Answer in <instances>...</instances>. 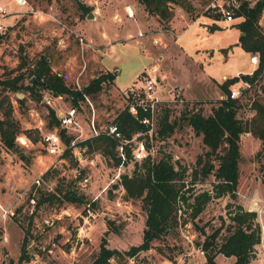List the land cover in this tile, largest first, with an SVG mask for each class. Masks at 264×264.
Here are the masks:
<instances>
[{"label": "rangeland", "instance_id": "374dc122", "mask_svg": "<svg viewBox=\"0 0 264 264\" xmlns=\"http://www.w3.org/2000/svg\"><path fill=\"white\" fill-rule=\"evenodd\" d=\"M26 1L27 13L15 28L7 29L1 22L4 30L0 33L3 34L0 35V79L16 75L11 72L23 59V71H26L23 83L30 86L28 69L39 55L48 56L53 71L72 88H76V82L85 87L101 74L115 73L116 80L100 92L88 94L95 123L101 129L137 93L131 87H142L144 72L157 67L156 95L169 98L174 89L181 88L184 102L164 105L158 115L157 130L166 112L169 122L176 123L171 136L163 138L157 133L152 138L138 139L155 148L156 161L168 155L176 166L187 169L186 188L192 190L187 195L210 191L213 177L205 182L193 179L196 159L205 147L201 136L195 134L184 116L197 112L211 115L225 97L219 84L248 75L257 68L250 62L254 56L235 46L240 33L233 26L241 19L233 17L229 23L221 20V9L230 11L232 6H238V1L185 0L193 8L192 16L171 5L168 11L173 17L168 22L147 13L137 0ZM79 5L89 7L93 18L83 15ZM0 6L16 8L13 0H0ZM213 25H218L220 30L211 33L209 27ZM260 27L264 32V21ZM79 38L84 42L90 38L92 49L84 47L81 51ZM225 49L224 54L221 50ZM263 82L264 78L253 91L241 97L237 117L242 121L254 114L251 105L254 100L260 101ZM5 95L13 107L12 119L18 123L19 133L15 149H7L0 142V264H18L25 234L29 260L23 264H91L103 239L109 250L127 252L139 247L143 243L146 214L140 200L127 198L119 182L121 175L133 173L135 163L127 159L123 167H115L112 160L81 146L91 134L89 107L82 105L79 117L82 137L77 138L71 158L64 159L63 153L48 154L42 135L54 131L60 137L62 132L67 138L79 135L50 126L49 110H66L70 105L67 98L58 100L47 91L39 92V101L27 91ZM22 99L24 104H18L17 100ZM0 118H3L1 111ZM17 138L25 139L27 144L22 145ZM260 148L261 142L250 134L240 136L235 200L228 196L212 199L195 219L183 204L178 212V226L153 241L150 249L125 258L123 264H205L197 245L203 243L204 233L210 235L222 225L221 218L228 223V203L257 214L261 242L255 248V259L249 264H264L261 179L264 157H256ZM67 192L74 193L78 201L64 200ZM42 199L47 201L37 205ZM108 228L111 229L106 235ZM215 261L216 264L235 263L234 258L222 255Z\"/></svg>", "mask_w": 264, "mask_h": 264}, {"label": "trees", "instance_id": "16d2710c", "mask_svg": "<svg viewBox=\"0 0 264 264\" xmlns=\"http://www.w3.org/2000/svg\"><path fill=\"white\" fill-rule=\"evenodd\" d=\"M145 11L150 15H157L160 20L170 21L172 12L168 11L171 5L182 8L187 14L192 16L193 8L185 0H137ZM238 6L230 8L234 18L241 21L233 26L239 31L238 44L245 53L257 58V68L252 75L239 76L247 81L253 91L264 78V32L259 21L264 11V0H237ZM83 15L91 13V9L85 5H79ZM195 19L191 20L194 21ZM213 33L220 30L218 26H210ZM226 53L227 49L221 50ZM25 61L22 59L8 78L0 79V111L3 118H0V142L7 149H15V139L19 133V125L12 119L13 107L6 92L23 93L27 91L31 96L40 100V91H47L52 96H63L67 98L70 105L78 106V101L82 99V94H95L100 92L109 83L116 79L115 73L101 74L93 79L88 85L82 87V92L75 91L69 87L64 78L54 72L48 56L39 55L31 67L28 69V79L30 86H25V72L23 69ZM23 71V72H22ZM237 77L227 79L219 88L225 97L213 108L211 115L203 116L202 113H190L184 119L197 136H201L205 151L198 156L195 162L192 176L194 180L205 182L213 177L211 190L199 194L187 195L192 192L186 188L187 169L176 166L168 155L162 156L158 161L147 159L141 163H135V170L131 175L123 174L119 182L127 198L140 200L142 210L146 214L145 229L143 233V243L127 252H120L115 249L106 248V241L100 244V251L91 264H123L125 258H132L139 251L150 249L153 241L159 240L171 228L178 226V212L183 204L191 210V217L197 218L212 199H221L228 196L235 200L239 180V162L241 159L239 150L240 136L250 134L261 142L260 151L256 157H264V82L260 85L262 97L260 101H253L251 108L254 114L247 121H242L237 117L240 109V99H231L230 87L237 81ZM244 93V94H245ZM23 105V99L17 100ZM128 102L113 120L112 124L126 139H131L134 134L145 132V128L129 112ZM189 113V112H188ZM50 126H58L55 113L49 110ZM175 122H169L168 112L160 120L158 135L165 138L171 136L174 131ZM66 149L63 151L64 159L71 158L72 149L67 146L72 137H66L61 133ZM116 141L112 138L99 134L81 143L91 152L99 153L113 161L115 167H119L121 161L116 156ZM127 159H130V150L126 148ZM48 172L45 174L47 175ZM261 179L264 185V165L261 167ZM63 199L70 203L77 202L74 193L67 192ZM189 200L191 202L189 203ZM47 199H42L37 205L45 203ZM82 203V200L80 199ZM228 223L223 218L222 225L210 235L204 233V241L198 244L205 258V264H216V257L222 255L226 258H234V264H249L255 259V248L261 242V227L257 221V214L246 211L241 205L228 203L226 205ZM110 225V224H108ZM111 229V228H110ZM105 233L108 234L109 230ZM114 232H117L113 228ZM222 231L226 234L222 235ZM27 237L23 238L18 264H23L29 260L26 254Z\"/></svg>", "mask_w": 264, "mask_h": 264}, {"label": "built area", "instance_id": "2783aa9c", "mask_svg": "<svg viewBox=\"0 0 264 264\" xmlns=\"http://www.w3.org/2000/svg\"><path fill=\"white\" fill-rule=\"evenodd\" d=\"M16 5L20 7L27 6L26 0H15ZM8 15V11L5 8L0 6V33L3 32L4 27L1 25L2 19ZM130 17L132 15H129ZM221 20H224L226 23H229L233 20V15L231 10L224 11L221 9ZM81 51H84L85 48H91V43L84 42L82 38H79ZM252 65H257V58L252 57L250 59ZM157 67H153L151 70L145 71L144 76H142V87L133 86L131 90H138L137 93L132 96V99L129 101V114L134 117L144 128L145 132L137 133L132 139H126L121 132L118 130V127L112 123H109L102 127H97L95 123V116L93 113V105L90 102L87 94H82V99L78 101V106L73 107L69 105L66 110H58L55 113V118L58 122L59 131H64L67 134L79 133V135L73 138L69 145V149L75 150L77 138H81L82 127L79 117L81 116L82 105H86L92 112L91 118L89 119V131L90 138L96 137L99 134H104L114 141H116V156L120 159L121 164L119 167H123L127 161L126 148L130 150V159L133 163H141L147 159L154 160L156 158V150L151 144H147L146 141L139 140V137H150L152 138L158 132V115L161 112V108L164 105L169 104H179L183 105L184 99L181 97V88H176L172 91L171 97L161 99L156 95V88L159 81V77L155 75ZM253 73V72H252ZM252 73L248 75H252ZM107 74V72L105 73ZM237 81L233 83L230 87L231 99H241L245 91L251 88L250 84L247 81L242 80L237 76ZM74 88V87H73ZM75 91L82 92V87L79 83L76 82ZM58 100H62L63 96L55 97ZM56 130V129H55ZM71 132V133H70ZM17 138L19 143L26 145L25 139ZM87 140V139H86ZM42 143L46 146V150L49 155H60L66 149L60 134L57 131L48 132L42 135ZM134 143L133 147L132 144ZM38 183V182H37Z\"/></svg>", "mask_w": 264, "mask_h": 264}, {"label": "crops", "instance_id": "0c3cea01", "mask_svg": "<svg viewBox=\"0 0 264 264\" xmlns=\"http://www.w3.org/2000/svg\"><path fill=\"white\" fill-rule=\"evenodd\" d=\"M14 3H15V0H13ZM16 5V3H15ZM9 6H7L5 9L7 10L8 9V15L1 21L2 22V25L4 27H7L8 28H15V26L17 24H19V22L21 21V19L23 18V14L26 12L27 13V9L25 7H20L18 5H16V8H13V9H9L8 8ZM31 17V16H29ZM35 17V16H34ZM47 17V16H46ZM263 21H264V11L262 13V16L260 18V21H259V24L260 26L263 25ZM218 26V25H216ZM219 27V26H218ZM206 29V27H205ZM228 27L226 26L225 30H227ZM0 35H3V34H0ZM179 36V35H178ZM87 43H90L92 40L89 38L87 40H85ZM238 44V43H237ZM240 48V47H239ZM252 57V55H251ZM159 60H162L161 58H159ZM254 66V65H253ZM254 71V70H253ZM252 71V72H253ZM251 72V73H252ZM117 73V72H116ZM250 74V73H249ZM162 78H164V76H161ZM116 80V79H115ZM190 99H194V97H190Z\"/></svg>", "mask_w": 264, "mask_h": 264}, {"label": "water", "instance_id": "95a60500", "mask_svg": "<svg viewBox=\"0 0 264 264\" xmlns=\"http://www.w3.org/2000/svg\"><path fill=\"white\" fill-rule=\"evenodd\" d=\"M87 18L88 19H92L93 18V14L92 13H90L88 16H87ZM242 34H240V36H241Z\"/></svg>", "mask_w": 264, "mask_h": 264}]
</instances>
